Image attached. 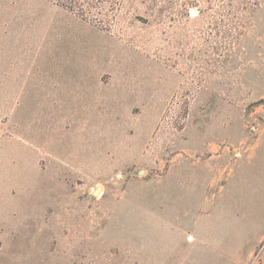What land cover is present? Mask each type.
Listing matches in <instances>:
<instances>
[{"label": "rangeland", "instance_id": "1", "mask_svg": "<svg viewBox=\"0 0 264 264\" xmlns=\"http://www.w3.org/2000/svg\"><path fill=\"white\" fill-rule=\"evenodd\" d=\"M0 264H264V0H0Z\"/></svg>", "mask_w": 264, "mask_h": 264}, {"label": "water", "instance_id": "2", "mask_svg": "<svg viewBox=\"0 0 264 264\" xmlns=\"http://www.w3.org/2000/svg\"><path fill=\"white\" fill-rule=\"evenodd\" d=\"M142 173V171H140L139 172V174H141ZM99 188H97L94 192H93V196H96L97 194H98V192H99Z\"/></svg>", "mask_w": 264, "mask_h": 264}]
</instances>
